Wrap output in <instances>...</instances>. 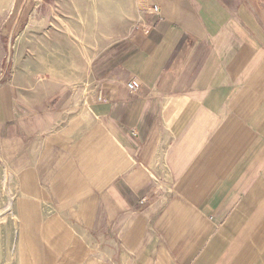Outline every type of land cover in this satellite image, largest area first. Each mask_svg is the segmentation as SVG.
<instances>
[{"label":"crops","instance_id":"crops-1","mask_svg":"<svg viewBox=\"0 0 264 264\" xmlns=\"http://www.w3.org/2000/svg\"><path fill=\"white\" fill-rule=\"evenodd\" d=\"M140 2L81 100L0 86L21 264H264V0Z\"/></svg>","mask_w":264,"mask_h":264},{"label":"rangeland","instance_id":"rangeland-1","mask_svg":"<svg viewBox=\"0 0 264 264\" xmlns=\"http://www.w3.org/2000/svg\"><path fill=\"white\" fill-rule=\"evenodd\" d=\"M147 13L140 0H0V86L12 85L23 115L62 93L81 100L92 58L129 36ZM10 168L0 145V264H21L20 195ZM36 244L42 249L45 241L24 248Z\"/></svg>","mask_w":264,"mask_h":264},{"label":"built area","instance_id":"built-area-1","mask_svg":"<svg viewBox=\"0 0 264 264\" xmlns=\"http://www.w3.org/2000/svg\"><path fill=\"white\" fill-rule=\"evenodd\" d=\"M152 10H153L154 14L159 15V16L161 15L162 10H160L157 6L154 7ZM137 87H138L137 84H135L134 82H130L129 84H127V89L132 91V92H136ZM99 100L100 101L103 100L102 96L99 97Z\"/></svg>","mask_w":264,"mask_h":264},{"label":"bare ground","instance_id":"bare-ground-1","mask_svg":"<svg viewBox=\"0 0 264 264\" xmlns=\"http://www.w3.org/2000/svg\"><path fill=\"white\" fill-rule=\"evenodd\" d=\"M14 1V0H13Z\"/></svg>","mask_w":264,"mask_h":264}]
</instances>
